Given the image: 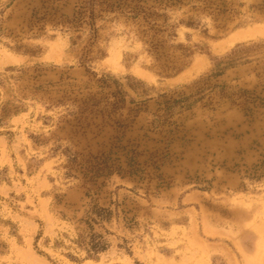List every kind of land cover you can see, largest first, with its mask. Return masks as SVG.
Instances as JSON below:
<instances>
[{"label":"rangeland","instance_id":"374dc122","mask_svg":"<svg viewBox=\"0 0 264 264\" xmlns=\"http://www.w3.org/2000/svg\"><path fill=\"white\" fill-rule=\"evenodd\" d=\"M0 264H264V0H0Z\"/></svg>","mask_w":264,"mask_h":264},{"label":"trees","instance_id":"16d2710c","mask_svg":"<svg viewBox=\"0 0 264 264\" xmlns=\"http://www.w3.org/2000/svg\"><path fill=\"white\" fill-rule=\"evenodd\" d=\"M85 244L89 246V249H90L89 251H92V252H98L102 250V247H103L99 241L95 242L94 239H92L91 244L89 245L87 243Z\"/></svg>","mask_w":264,"mask_h":264}]
</instances>
